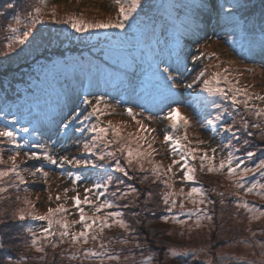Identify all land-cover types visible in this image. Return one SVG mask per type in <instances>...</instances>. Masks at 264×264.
Segmentation results:
<instances>
[{
    "label": "rangeland",
    "instance_id": "obj_1",
    "mask_svg": "<svg viewBox=\"0 0 264 264\" xmlns=\"http://www.w3.org/2000/svg\"><path fill=\"white\" fill-rule=\"evenodd\" d=\"M40 2L42 4V0H40ZM209 2L211 5H207L208 7H206V9H198V13L201 15L198 21L200 23L192 26L195 33L191 35L190 43L192 45H190V48L196 49L197 52L194 53V51L188 50L185 54V58L190 62V66L193 67V69L190 74L186 75L182 73L181 76L176 79L175 85L171 87L175 92H178L181 99H179V101H171L167 98L158 101L153 100L155 105L152 107V110L154 111L162 107V105H166V103L171 105L168 107L169 109L178 107L181 114L188 118V125L184 126L181 124L178 127H172V121L167 119L169 109H166L164 112L163 110L154 112L151 109L138 110L139 108H133L137 113V119L141 120L146 129H155L154 132L140 131L139 125H137L126 112H121L119 110L120 108L115 104L114 106L118 109L116 107L110 109V113L113 112V116L108 114L99 118L105 124L107 121L111 120L113 124L121 126L123 133H126L127 136H129V134L133 137L146 136L148 143L152 145V148L149 149L147 143L141 141L144 150L152 152L149 158L151 163L147 161L144 162V170H147V173L151 172V179L149 176H146V172L142 174L143 171H140L135 165L128 168V176L115 172L114 164L117 159L121 165L127 167V164L126 157L122 156L114 145L107 148L101 146L98 150L103 151L105 155L108 152L116 151V158H114L116 161L114 164L110 166L106 165L111 169L112 173L105 176L104 180L109 176L113 177V185L109 187L108 191H115L117 180L123 181L122 184L118 185L122 191L133 187L138 191V195L130 192L124 199L111 197L119 207L105 210V212L122 211L124 213V219L130 225L129 231H125L118 226H113L110 229H106L100 236V240H103L106 244L105 250L110 254L119 256L120 259L109 261L107 257L95 258L82 255L84 250L94 247L98 248L99 241H89V243L79 246H74L68 242H62L56 247L45 243V251L43 253L37 252L36 249L31 246L30 242L32 236L28 230L29 235L26 234L29 236L28 239L30 240L27 241L23 236L21 240L18 239L17 242H13L14 246L17 244L14 254V261L16 264H24L25 262L23 261H27L24 259V256H26L24 250L27 248L32 252L31 260H35L39 254L51 253L53 255L56 253V258L64 264H264V217L252 219L251 213L237 207V200L239 198H236V196L234 197L232 193L235 192V195H239L242 198L241 200L249 202L250 205H254L261 211H264V196L257 195L255 192L247 193L244 189L237 188L235 180L239 179V177L230 178L227 169L224 171L210 172L211 174H218L217 172H220V176L223 177L221 179L222 183H225L228 188L219 185L220 191H218L215 186L211 189L213 183L209 180L203 181L210 187L205 183H203V186L187 185L186 183L189 181L182 179L184 175L182 166L186 164H190L195 169V173H203L204 171L209 172L206 167L208 161H204L203 165L201 163V156L204 152H207V155L212 157V149H216L214 163L218 167L220 159L227 155L229 150L227 145H229V143L240 151V145H237V142L238 140L241 141L245 139L243 138L244 130H247L242 126L237 128L242 134V139H239L238 135L236 138H233L232 134L224 136V132L212 130L208 122L215 117L217 110L211 102L214 100L221 104L223 108L228 109L229 113H231L232 109H235V107L233 104L231 105L232 102L230 100L203 91L202 80L211 79L212 74L216 71L223 72L224 69H229V79L233 82L238 80L239 87L247 88L249 94L253 96H264L263 54L252 53L251 60L243 59L236 55L226 39H224L226 32H229L227 28L230 24H227L226 21L223 22L222 16L224 13H222V11H219L221 15L220 22L218 24L212 23L215 18L214 12L220 9V5L215 0H209ZM53 8L56 9V19L51 18V11ZM42 10H44L46 16L42 17L41 20L44 24L48 25L52 23H61L57 21H63L59 12L63 13L65 16L73 14L82 16L89 22H115L118 15V6L115 4L114 0H47V6L44 7L42 4ZM141 15V9H137L128 22V26L123 30L90 29L88 32L83 33L84 38L88 42H95L102 39H108L107 42H116L124 35V32H133L135 27L146 23L141 21L144 19ZM63 29L65 30V28ZM0 48H7V45L3 44V38L1 36ZM14 52L16 56H21L24 53V49L20 51L16 49ZM1 54H3L5 60H7L6 62L16 59L15 56H11L10 52L6 50L5 52H0V61H2ZM197 56L201 57L198 63L196 62L197 59H195ZM75 63L84 66V69L90 67L89 63L84 64L80 60L75 61ZM62 65L61 62H55L51 65L52 69L50 74H53V70ZM70 66H72V64ZM204 69H207L205 76L200 80H196L198 73ZM194 80H196V83L193 88L187 89L184 87V85L188 83H193ZM31 83L36 84L37 81L32 80ZM224 84L225 83L222 82L220 87L227 89L228 85ZM170 85H172V82ZM249 103L255 104L258 108H264V101L254 99ZM231 116L232 113L225 117L228 123H233V121L230 120ZM148 117H152V119L149 120ZM88 122L95 123L96 120L92 119ZM238 125H242L241 122H239ZM56 129L52 133L48 131L47 134L43 133V135H40H42V138L46 141L56 133ZM166 134L176 137H183L186 135L187 140L183 141V144L189 149H197L195 152V159L190 158L188 161H183L179 154L173 156L171 144L165 143L164 140ZM200 141H203V143H200ZM132 147L135 148L137 145L132 144ZM255 149V157L250 160H245V165L248 167H252L260 160L264 159V146L257 143ZM0 150H2L3 155V163H0V170L10 169L12 161L9 157L14 154L15 148L11 146L7 148L3 144H0ZM65 150L61 149L64 155L70 156V158H72V156L75 157L80 154H85L79 146H74L66 152ZM239 151L237 156L241 158ZM177 153H179V148L177 149ZM87 157L77 156L76 158ZM87 159L97 161L98 155L90 156ZM174 160L180 161V163L174 164ZM15 163L18 165V171L20 175L23 176L26 183H20L19 179L14 174L0 180V187L7 189L6 192L0 193V216H2L0 218V228H3L2 224L6 216L10 214L18 224L20 228L19 231H23L26 227L24 222L27 219H35L32 218V215H26L25 219H20L21 210H25L26 213H34L38 216L46 214L49 208H56L61 204H63L68 211L63 215H59V219L67 220L70 224L74 221H79V213L73 203L72 197L79 193L80 198L83 200L86 188L92 187L96 183L104 182V180H100L102 178L96 180L92 179L93 181H89L86 188L81 189V187H79L83 185L81 182H76L75 184L68 175H61L60 173L62 171L59 169H53V172L47 171L49 172V177L47 176V178H45L37 172L36 167L39 161L27 159L23 150H20V155L17 157ZM156 165H159L162 170V174L159 176L162 182L157 181L158 184H156V180H159V178L151 171ZM169 168L171 169L170 171H168ZM75 169L87 168H74V170ZM74 170L72 171V175L75 179L76 174ZM69 172H71V170H69ZM32 173H35V175ZM141 176L143 177L141 178ZM145 177H147V179H144ZM165 180L173 186L171 188L175 190L176 194L183 196V201L185 202L190 200L187 199V194L192 187L207 188V196L205 199L206 201H210V203L206 202L203 205H193L190 202V205H185V202H183V209L177 205V207L172 208L171 211H169V205H167V213L163 212V208L156 203L155 198L157 192L162 189L161 183ZM253 180L264 183V178L261 177L259 173L248 174L246 181ZM247 186L249 185L246 182L245 187ZM65 189H68L67 193H65ZM148 193H151V195L146 196ZM89 195L96 199L94 193ZM57 196H60L59 200L56 199ZM49 197H51V199H49ZM177 197L178 196L175 198L173 197V199L176 200ZM26 198L31 202L30 204L25 203ZM197 199H199V197H197ZM232 200L235 203H232ZM161 201H163V199H161ZM126 204L129 206L124 207ZM84 207L88 216L94 215V209L91 206ZM194 208L203 209L212 216V220L201 219L200 226H197L196 216L193 215L190 217L186 215L189 210ZM159 210H161V213L158 212ZM130 212L133 214V221L137 225L135 229L128 219ZM141 212H148L150 216L151 214L154 215L156 221H148L146 219L144 222V219L140 217L145 218L147 216H142V214H140ZM100 215H104V213L102 212ZM164 217H169V219L165 220ZM172 217H179V219L185 221V223H177ZM41 222L43 223L40 228H34L35 230H33L29 227V229L39 234L40 230L46 226V222ZM151 222L153 223L151 224ZM145 225L149 226L145 227ZM81 229L82 225L76 223L70 228V231L78 232ZM146 232L149 236L146 235ZM13 235L15 236V232ZM110 238L111 242H109ZM123 240H127L128 242H121ZM73 253L76 254L77 258H72ZM172 253H178V255H173Z\"/></svg>",
    "mask_w": 264,
    "mask_h": 264
},
{
    "label": "trees",
    "instance_id": "obj_2",
    "mask_svg": "<svg viewBox=\"0 0 264 264\" xmlns=\"http://www.w3.org/2000/svg\"><path fill=\"white\" fill-rule=\"evenodd\" d=\"M215 1L220 5V9L214 12L215 18L212 23L218 24L220 22L219 11H222L224 13L223 22L226 21L227 24H230L227 28L228 33L225 28L226 36L224 39L236 55L247 60L252 59V53H260L264 56V0ZM8 3L15 5V8L8 9ZM34 5L42 7L40 0H0V36L3 38V44L7 45L13 35L8 30L9 24L20 28V31L15 35H20L22 31L26 30L25 25L29 23L27 14H34ZM207 5H211L209 0H142L140 9L141 17L144 19L141 21L146 23L135 27L133 32H124V35L116 42H107L108 39L88 42L84 38V32H76L67 24L61 22L48 25L38 22L33 27V34L26 40L25 44L16 46L19 51L24 49L21 56H16L14 51L10 52V55L15 56L16 59L6 62L7 60L1 54L0 127L7 126L9 130L17 134L18 143L23 145L20 150L24 152H43L46 149L53 155L61 157L65 156L61 149H67L66 152L74 146L77 147L75 141L81 138L79 133L73 131L74 127L79 126L77 123L74 122L73 128H69L67 133L63 130L62 124L75 112H82L80 118L83 119V114L91 111V107L84 104L85 98L94 101L96 97L104 96L111 108H115V104L121 112H125L128 107L139 108L138 110H152L155 105L153 100L158 101L167 98L171 101H179L181 97L178 92L169 87L172 81L164 78L166 74L163 73V69L168 68L176 79L182 73L186 75L191 73L193 67L185 58V54L188 50L197 52L196 49L190 48L192 45L190 43L191 35L195 33L192 26L200 23L198 21L201 15L198 13V9H206ZM14 15L21 16L22 23L19 26L15 24ZM59 15L61 19L66 17L61 12ZM45 16L43 10L42 17ZM4 49L7 50V48H0V52H5ZM77 60L84 64L89 63L90 67L84 69V66L75 63ZM55 62H61L63 65L54 69L53 74H50L51 65ZM196 62L198 63V60ZM71 64L72 66H70ZM32 80L37 81V83L32 84ZM170 106L169 103H166L155 111L163 110L164 112ZM234 107L230 120L235 124V128L242 126L238 125L242 117L249 124L243 135V138L248 141L247 145L243 143L245 139H242V134L240 132L237 134L239 139H242L241 141L238 140L237 145H240L239 152L243 158L248 151L254 152L256 150L257 143L264 146V138L261 136L260 129L252 127L259 122L257 118L243 105L239 107L234 105ZM111 115L113 116V112ZM233 117H235L234 120ZM92 119L97 120L96 117ZM24 128H27L28 131L25 132ZM55 129L56 133L48 140L45 141L42 138L43 133L47 134L48 131L52 133ZM249 132L252 135H248ZM123 134L127 136L126 133ZM89 135L91 134L87 132L84 134L85 137ZM227 135L229 133H225L224 136ZM3 145L7 148L9 146L14 147L7 143ZM34 145H43L44 147L36 148L33 147ZM77 156L87 157L86 154ZM68 157L70 158V156ZM38 161L36 168L42 166L48 177L49 172L47 171L53 172V169H59L62 171L61 175L66 174L74 181L72 171L76 167L65 164L63 168H60L58 165H52L45 160ZM115 161L114 158L106 156L103 161L97 159L96 163L101 165L100 167L75 169L76 176L81 177L78 182L83 184L79 187L84 189L89 181L99 178L104 180L105 176L112 173L107 166L114 164ZM145 172L147 173V170H144L142 174ZM217 173L219 175L205 171L195 173V180L186 184L203 186V183L208 185L203 180H209L213 183L211 189L215 186L220 191L219 185L228 188L225 183H222L223 177L220 176V172ZM40 174L43 176L42 173ZM146 176L151 179V172L147 173ZM158 178L156 184H158L157 181L162 182L159 176ZM163 184L164 181L161 183L162 189L160 188L161 190L157 192L155 201L163 208L162 211L167 213L168 206L161 199L165 193L175 192V190ZM201 189H203L204 197H206L207 188ZM232 194L234 197L242 199L239 195H235V192ZM176 196H178L177 205L185 202L182 195L176 194ZM190 202L191 200H187L185 205H190ZM232 203L235 202L232 200ZM158 212L161 213V210ZM140 214L147 216L145 218L140 217L144 219V222L146 219L156 221L155 216L152 214L150 216L148 212H141ZM132 217L133 214L130 212L128 219L135 229L137 225ZM24 223L25 229L19 231L20 228L12 215L6 216L2 224L3 228H0V244H2L0 246V264H6V262L16 264L14 254L17 244L14 246L13 242H17L18 239L21 240L23 236L27 241L30 240L27 236L29 227L33 230H35L34 228L38 229L43 222L27 219ZM148 226L145 225V227ZM14 232L15 236L13 235ZM24 253L26 255L24 259L27 260L23 261L24 264H64L56 258V253L53 255L51 253L39 254L35 260H31L32 252L28 248L24 250Z\"/></svg>",
    "mask_w": 264,
    "mask_h": 264
},
{
    "label": "snow or ice",
    "instance_id": "obj_3",
    "mask_svg": "<svg viewBox=\"0 0 264 264\" xmlns=\"http://www.w3.org/2000/svg\"><path fill=\"white\" fill-rule=\"evenodd\" d=\"M115 4L118 6V15L115 22H89L85 20L82 16L78 15H68L66 16L62 22L64 24L69 25L76 32H88L90 29H125L128 26V22L132 18L133 14L142 7V0H114ZM42 4L44 7L47 6V0H42ZM34 14L28 13L27 17L29 18V23L25 25L24 31L20 35H15L18 31H20L19 27H13L11 24L8 25V30L12 33V37L10 38L9 43L7 44V50L9 52H13L16 49L17 45L25 44L26 40L33 34V27L38 22H43L41 17L43 15V10L40 5H34ZM8 9H14L15 5L12 3L7 4ZM57 13L56 9L53 8L51 11V18L56 19ZM15 24L19 26L22 23L20 15H14L13 17ZM195 59H201L200 56L195 57ZM207 69L200 71L196 77V80H200L205 76ZM163 73L166 74L164 78L168 81H172V85H169L171 88L176 83V78L172 76L171 72L168 68L163 69ZM196 80L193 83H188L184 85L185 88L191 89L193 88ZM225 83L228 85L227 89L224 87H220L221 83ZM203 91L212 94L219 95L225 99H228L232 102L233 105L239 107L243 105L245 109H247L253 116L257 118L259 122L252 125L257 129L261 130V136L264 138V108H258L255 104H250L249 102L252 100H261L264 101V96H253L249 94L247 88L239 87V81L236 80L233 82L229 79V69H224L223 72L216 71L212 74L211 79H203ZM242 97V98H241ZM212 105L216 108L217 112L215 117L208 122V125L212 128L213 131H222L224 133L232 134L233 138L237 137V133L239 129L235 128V124L228 123L225 120L227 115H231L228 112L227 108H223L221 104L216 101L211 102ZM84 104L89 105L91 107V111L87 112V114H83V119H81L82 112H75L67 119L63 124L62 128L67 133L69 128H73L74 122L79 126L74 127L73 131L80 134V139L75 141V144L82 148L83 152L86 156L98 155V159L100 161L105 160L106 155L112 158H116V151L108 152L106 155L103 151H98L101 146L105 148L109 146H115L116 150L122 155L126 157L127 167L121 165L119 160L117 159L114 167V171L123 174L124 176H128V168L132 166H137L140 171H144V162L147 161L151 163L149 159L152 155V152L144 150L143 144L147 143L149 149L152 148L151 143H148L146 136H136L133 137L131 134L129 136H124L122 127L119 125H115L111 120L107 121L105 124L99 118L110 113L111 106L108 104L107 100L104 96H98L95 100H89L85 98ZM103 105V107H102ZM126 114L131 117L137 125H139L140 131H152L155 129H146L140 119H137V113L133 110V108L128 107L125 109ZM93 117H96L97 120L95 123H87L92 120ZM149 120L152 117H148ZM167 119L172 121V127H178L181 124L187 126L189 120L186 116L181 114L180 109L170 108L167 114ZM235 117H233V120ZM219 122V123H217ZM242 126L247 129L249 124L246 120L241 118ZM25 132L28 131L27 128L23 129ZM90 133L91 135L85 137V133ZM248 135H252L251 132ZM0 144L7 143L8 145H13L15 148V152L9 159L12 161V166L10 169L0 170V180L4 177L14 174L20 183H26L23 176L20 175L18 171V165H16L15 161L17 157L20 155V149L23 147L20 143H18L17 134L9 130L7 126L0 127ZM165 143L171 144V152L172 155L175 156L177 154L180 155L181 160L188 161L190 158L195 159V152L197 149H189L184 144L183 141L187 140V136L176 137L170 134H166L164 137ZM203 143V141H200ZM245 145H247L248 141L245 139L243 141ZM132 144H136L137 147H132ZM36 148H43V145H34ZM228 152L226 156H223L219 161V166L217 167L214 163L215 161V153L216 149H212L213 156L209 157L207 152H204L201 156V163L203 165L204 161H208L206 165L207 170L209 172L213 171H224L227 169L228 176L231 177H239V179L235 180V184L237 188L244 189L247 193L255 192L257 195L264 196V183H261L258 180L246 181L249 173H259L261 177H264V159L260 160L252 167H248L245 165V160H250L255 156V153L252 151H248L243 158L237 156L239 149L235 148L233 145L229 143L227 145ZM179 148V153H177V149ZM25 156L27 159L32 160H45L52 165H58L60 168H63L65 164L72 165L76 168H87V167H100L96 161L87 159V158H69L68 156L57 157L52 153L48 152L46 149L43 152L40 151H29L25 152ZM0 163H3V155L2 150H0ZM174 164L180 163V161H173ZM171 169L169 168L168 171ZM154 175L157 177L162 174V170L159 165H156L152 170ZM182 171L184 175L182 177L183 180L186 181H194L195 180V169L190 165L186 164L182 166ZM37 172L43 174L45 178H47V173L44 172L43 167H38ZM35 175V173H32ZM81 179L79 175H77L74 179V183L78 182ZM144 179H147L145 177ZM246 182L249 186L245 187ZM122 180H117V187L115 191L109 192L108 189L113 185V177L109 176L106 178L103 183H96L92 187L85 189V197L82 200L80 198L79 193H77L74 197H72L73 203L78 210L79 213V221H74L70 224L67 220L59 219V215H63L67 213V209L63 204L59 205L56 208H49L47 213L44 215H35L34 213H26L25 210H21L20 219H25L26 215H32V218L39 221L46 222V226L40 230V233L29 229L32 239L31 246H33L37 252L43 253L45 251L44 244L48 243L53 247L59 245L62 242H68L73 244L74 246H79L81 244H87L89 241H99L98 248L94 247L91 249L84 250L82 255L85 257H107L109 261L119 260L120 257L114 254H110L107 252L106 244L103 240H100V236L105 232L106 229H110L113 226H118L125 231H129L130 225L124 219V213L122 211H106L111 210L113 208L119 207L115 200L111 197H115L116 199H124L129 193H136L138 195L137 189L130 188L127 190H121L119 188V184H122ZM166 187H173L168 183L167 180L164 181ZM7 189L4 187H0V193L6 192ZM68 189H65V193H67ZM95 195L96 199H93L91 195ZM151 193L146 194V196H150ZM176 195L175 192L165 193L163 196V202L165 205H169V211L172 208L177 207V201L173 199ZM199 197V199H197ZM187 198L191 200L193 205L200 204L203 205L206 202L203 189L192 187L190 192L187 194ZM51 199V197H49ZM57 200L60 199V196L56 197ZM25 203H31L30 201L25 199ZM84 206H91L94 209V215L88 216L85 212ZM129 205H124V207H128ZM179 207L183 209L184 204L181 202ZM237 207L245 209L247 212L251 213L252 219H260L264 217V211H261L254 205H250L249 202L238 199ZM101 212H104V215H100ZM186 215L188 216H196V225L200 226L201 219L212 220V216L205 212L203 209L194 208L189 210ZM165 220H168L169 217H164ZM173 220L177 223H185V221L179 219V217H172ZM79 223L82 225V229L78 232H71L70 228ZM111 242V238L109 240ZM121 242L127 243V240H123ZM2 246V244H0ZM173 255H178V253H172ZM72 258L75 259L76 254H72ZM6 264H11V262H6Z\"/></svg>",
    "mask_w": 264,
    "mask_h": 264
}]
</instances>
